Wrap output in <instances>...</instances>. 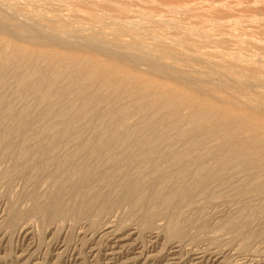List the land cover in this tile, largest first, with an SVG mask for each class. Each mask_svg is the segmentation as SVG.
Returning a JSON list of instances; mask_svg holds the SVG:
<instances>
[{
	"label": "rangeland",
	"instance_id": "1",
	"mask_svg": "<svg viewBox=\"0 0 264 264\" xmlns=\"http://www.w3.org/2000/svg\"><path fill=\"white\" fill-rule=\"evenodd\" d=\"M0 4L4 5H0V27L7 26V33L0 30L1 46L7 45V50L23 47L40 54L37 67L44 73L49 74L47 69L51 60H55L53 65L58 70L62 65L67 66V73L80 65L112 64L123 69V76L132 72V83L139 78H148L152 87L156 83L155 90L161 94L156 97L159 100L164 93L165 98L174 97L176 92L175 97L184 94L189 100L183 112L191 113L199 106L210 104L214 107L210 122H226L230 131L233 128L235 132L242 124L240 128L250 132L248 137L254 133L264 134V0H0ZM94 39L121 47L123 52L125 50V59L109 50H106L107 54L102 46V50L97 49L98 46L89 42ZM126 52L140 57L138 62L130 61ZM155 66L165 71L158 72ZM67 73L61 86L68 83ZM5 89L7 95L12 92L18 98L13 100V107H23L17 85L8 80ZM155 90L151 88L154 96L157 95ZM34 101L32 98L33 108L37 105ZM5 102L3 99L0 106L3 107ZM126 102L132 104L133 101ZM141 104L135 102L133 105ZM38 113L37 110L35 115ZM71 116L72 112L54 120L57 123L68 121ZM133 116L128 118V123L132 124L119 128L121 135L126 134L133 123H142ZM89 118L94 121L83 122L89 124L84 126L75 117L73 121L77 120L79 124H72V135L91 138L95 128L90 126L92 123L100 126L95 123L100 118L93 115ZM52 120L48 126L46 122L49 121L40 125L48 127L46 131L50 137L59 130V123ZM99 120L100 123L102 120ZM243 125L249 129L241 127ZM100 127L101 131L108 132L102 123ZM253 128L259 132H252ZM241 131L237 132L239 140L249 142L243 138L246 132ZM261 138L257 135L250 141L258 140L260 143L256 145H264V138ZM218 140L215 139L216 145L212 141L209 146L222 145ZM232 145L226 149H232ZM74 147L73 144L70 149ZM10 162L0 158V264H264L263 202L256 192L242 195L240 189L245 182L251 185L250 188L253 185L246 180L248 174L241 171L243 169H238L241 173L235 170L234 175L233 172L223 175L226 177L221 180L228 181L219 186L222 188L220 198L200 197L192 206H185L183 215L174 212L180 224L178 233L172 235L167 228L168 218L163 215L157 217L154 227H144L142 220L146 210L142 205L131 207L111 203L94 207L89 217L77 220L67 216L49 222L46 214L41 215L34 208L44 201V204L48 203L46 196L56 197L52 180L47 177L39 180L36 177L39 171L33 169L30 173L20 171L9 180L3 179L1 173L10 167ZM258 167L262 168L257 172L264 170V164ZM96 182L95 186L112 193V200L118 198L114 186ZM70 195L64 197H67L65 201H72ZM248 204L259 207L254 218L248 217L249 221H244L250 226L241 225L240 230L234 229L236 232L221 227L227 218L236 221L245 218L244 209ZM17 212L25 213V216L11 223V214Z\"/></svg>",
	"mask_w": 264,
	"mask_h": 264
},
{
	"label": "bare ground",
	"instance_id": "2",
	"mask_svg": "<svg viewBox=\"0 0 264 264\" xmlns=\"http://www.w3.org/2000/svg\"><path fill=\"white\" fill-rule=\"evenodd\" d=\"M6 27H0V30H5L7 33ZM14 34L16 35V33ZM87 41L85 40V42ZM89 42L91 45L94 44V47L98 46L97 49L101 48L100 46L106 48L105 51L103 50L104 52L109 50L119 56L125 54V50L123 52L121 47L107 45L108 42H104V44L99 39ZM2 43L4 44V42ZM3 46L0 44V100H2L0 102H3V99H6V102L3 107L0 106V158L10 160L11 165L1 173V177L3 175V179L9 180L20 171L30 173L29 170L33 169L34 172L39 171L36 176L39 180L45 179L44 177L51 179L56 197L46 196V199L49 200L48 203L44 204V201V203L36 204L35 208L33 207L35 212L41 213V215L42 213L46 214L49 222L67 216L77 220L89 217L94 211V207L111 203L119 206L130 205L131 207L142 205L141 207L146 210L142 220L144 227L147 229L154 227L157 217L163 215L168 218L167 228L173 235L176 231L178 233L180 224L179 219L176 218L178 215H173L174 212L180 215L185 206H192L200 197L201 199L204 196L205 199L220 198V189L222 188L219 186L222 182L224 186L227 180L225 182L221 180L223 175L228 172H233L234 175V173L236 174L235 170L238 172V169H243L241 171L248 174L246 180L253 184L252 189L251 185L249 186L245 182L244 187L239 188L242 190V195L247 192L259 194L262 198L260 202H263L261 210L264 212V170L256 171L258 166L264 164V145H256L258 140L250 141L252 138H257V135L259 138H264V134L261 133L260 136V133H251L252 136L248 137L250 132L241 129L240 125L242 124H240L239 128L243 130V133L246 132L243 138L249 139V142L245 143L244 140L243 143L237 135L239 128L236 132L233 131V128L230 131L231 127L227 126L226 122H210L214 117L212 105L199 106L194 112H187V115L186 111H183L189 98H184V94H182L183 97L178 95L175 97L177 92L170 91L175 93L174 97L165 98V93L163 94V91L160 90L164 99L159 100L156 98L160 97V93L155 90L156 83L153 84L155 88L150 85L148 78H137V81L135 78V83H132V72L123 76V69L120 70L119 66L92 64L88 67L85 65L78 67L77 65L78 69L67 73V66L62 65L58 70L53 65L55 60H51L47 69L49 74L48 72L46 74L37 67L40 54L27 51V48L23 47L14 46L15 48L11 47L12 50H7L9 47ZM126 57L136 63L140 58L130 52ZM122 58L125 59L124 55ZM142 60L140 59V61ZM161 70L164 69L160 68L158 72H162ZM66 73L68 83L61 86V82L66 78L64 76ZM8 80L20 89L19 100L21 99L24 105L19 109L13 107V100L16 101L17 97L15 98L12 92L7 95L5 86H7ZM81 83L83 86L79 87ZM151 88L158 96H154ZM166 95L168 94L166 93ZM32 98L38 105V107L36 105V109L33 108ZM127 100L142 104L136 106L133 105V102H131L132 104L127 103ZM39 104H43L44 107ZM39 106L42 107L41 111L38 109ZM37 110L39 113L35 115ZM70 112H72L71 119L59 121V130L53 136H48V131H46L48 127L46 126L51 123L49 120H59ZM91 115L94 118L98 116L102 121L98 119L100 123L97 122L98 120H95V123L100 126L102 123V127L108 132L101 131L98 124L99 127L92 123L90 127L95 128V132L91 138L85 139V135L83 138L80 134L72 135V126L75 123L94 121H90ZM132 115L138 117L142 123L140 125L136 124L137 122L133 123L134 125L129 127V131L121 135L119 128L126 125L130 120L128 118H131ZM75 117L79 120L78 122H76L77 120L73 121ZM9 120L13 122L8 124ZM44 121H49V123L46 122V126L40 127ZM130 123L132 124V122ZM232 123L235 125L234 122ZM86 125L84 124V126ZM230 126L233 125L230 123ZM234 127L236 129L237 126ZM49 128L52 129L51 125ZM253 130L252 132L257 131L255 128ZM111 132L116 135H108ZM215 139H219L218 141L222 142L220 144L223 146H218L217 141L216 148ZM212 141L215 144L213 147L209 146ZM73 144L75 145L74 149H70ZM231 144L234 147L230 148L231 150L226 149ZM39 156H42L43 161ZM206 156L210 159L207 160ZM83 159L85 161L87 159V163H84ZM241 171L239 172L241 173ZM251 174L252 176H249ZM32 176L34 177V175ZM96 181H102L107 186H114L118 198L116 196L117 199L112 200V193L109 194L102 187L95 186ZM96 184L99 183L96 182ZM69 194H71L70 200L72 201L67 202L65 199ZM259 195L257 196L259 197ZM65 196L67 197L64 199ZM257 207V204H248L244 209L245 218H239L240 220L237 221L233 220L234 218H227L221 227L232 232L234 229H239L241 225L243 227L250 226V223H244V221H249L248 217L256 216L255 213H258L256 209L259 208ZM34 211L31 212L34 213ZM24 214L22 212L11 214L13 215L11 223L19 221V218L25 216Z\"/></svg>",
	"mask_w": 264,
	"mask_h": 264
}]
</instances>
